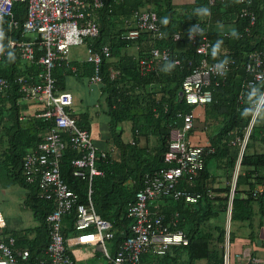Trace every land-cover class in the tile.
I'll list each match as a JSON object with an SVG mask.
<instances>
[{
    "label": "trees",
    "instance_id": "16d2710c",
    "mask_svg": "<svg viewBox=\"0 0 264 264\" xmlns=\"http://www.w3.org/2000/svg\"><path fill=\"white\" fill-rule=\"evenodd\" d=\"M102 1V6L98 8L90 3L85 5V10L97 23L99 33L96 37H87L84 43L95 49L104 44L110 48L109 56L103 57L99 65L100 97L109 116L110 144L115 148V154L107 153L96 160V166L103 173L92 179V199L97 213L112 222L114 238L111 240V254L114 255L118 243L131 234V219L127 212L135 201L136 191L143 185L145 174L165 165L163 156L168 148L171 130L183 123L178 113H186L195 107L184 101L180 91L182 80L200 59L195 45L188 38L192 24L198 21L204 31L209 25L206 34L210 41L207 60L213 62L233 57L237 65L231 67L219 86L212 88V100L202 105L203 112L200 115L195 113L196 121L204 122L205 131L207 125L211 128L206 133L207 142L203 144L202 167L197 170L191 183L181 181L177 184V188H185L194 195V200H188L184 195L176 198L163 195L156 199L164 204L155 203V199L150 204L151 211L158 207L164 223L184 232L187 242L171 245L163 253L151 250L142 252L140 258L152 264H223L230 181L239 152V146L231 145L230 141L236 136H243L254 109L253 104L263 91V85L256 84L246 88L239 98L242 83L248 77L242 65L243 55L252 50L264 51V0H253L250 6L255 12L256 21L248 33L244 32L248 19L237 17L242 5L239 0H224L214 5H209L207 0H194L183 11H178L172 0ZM201 7H207L209 14L199 12ZM26 8L27 0L15 1L12 17L5 16L0 21L3 40L0 77L9 81L4 95L11 87L22 94L16 81L18 75H25L31 81H41L37 75L42 70L38 62L42 49L35 44V55L32 61H27L21 57L16 46L8 44L9 39H26L21 25ZM141 9L156 12L162 30L160 37L149 30L140 31L134 39L125 37L135 24L134 11ZM13 20L17 26L10 25ZM217 22L233 23L234 30L225 34L216 28ZM174 32L180 33V39L172 38ZM218 40L221 44L214 56L213 45ZM153 47L168 49L170 59L155 60L151 69L141 73L139 58L146 56ZM176 57L180 64L174 63ZM111 70L115 72L113 76ZM65 73L89 80L94 73V64L85 59L56 62L52 70L53 92L66 90ZM253 89H257L254 96L250 95ZM38 103L39 113L43 109L41 102ZM69 114L76 119L79 127L88 128L84 116L77 118L70 110ZM12 117L14 121L7 129L0 125L5 135L0 134V137L6 139L3 144L0 142V178L6 177L5 182L18 183L26 188L24 203L30 208L36 223L22 231H10V234L15 238V250H28L27 259L19 262L35 264L46 257L45 249L49 241L46 216L54 208V200L39 197L36 181L28 182L25 179L22 162L24 154L40 140L51 121L34 114L20 123L16 111ZM196 121L190 134L197 128ZM122 123L125 129L117 130ZM123 131L128 133L127 138L123 137ZM78 155L76 149L67 146L60 158V172L68 186L83 199L86 181L74 175L71 164V160ZM212 160L215 161L216 170L210 164ZM154 205L157 207L154 208ZM74 219L73 212L62 217V233L74 231ZM171 220L175 221V225H171ZM228 225L227 239L231 252L234 243L243 246L254 242L264 226V111L253 124L240 159ZM230 256V264H234L235 260ZM246 260L247 264H255L251 256Z\"/></svg>",
    "mask_w": 264,
    "mask_h": 264
},
{
    "label": "built area",
    "instance_id": "2783aa9c",
    "mask_svg": "<svg viewBox=\"0 0 264 264\" xmlns=\"http://www.w3.org/2000/svg\"><path fill=\"white\" fill-rule=\"evenodd\" d=\"M15 1L0 0V21L5 16L12 17V6ZM224 0H207L209 5ZM242 3L237 17L248 19L244 32L248 33L255 24L256 15L250 8L253 0H239ZM90 3L98 8L102 0H27L26 16L22 21V32L34 34L33 39H9L8 44L16 46L20 55L27 61H32L37 44L42 49L38 62L42 66L38 76L41 81H31L25 75H18L16 81L18 90L26 98L41 102L42 111L38 116L50 119L51 125L44 132L34 147L30 148L23 156L22 171L26 181H36L38 195L54 200V208L47 214L46 221L49 227V241L45 252V259H40L35 264H73L70 249L73 246L93 244L102 248L108 258L107 264H152L141 261L142 252L153 251L163 253L171 245H182L187 242V237L181 229H172L164 223L163 215L158 211L150 210L152 201L163 195H172L174 198L184 195L188 200H194L185 188H177L181 181L191 183L197 170L202 167L201 153L203 144L190 139V131L194 126L195 114L193 109L178 116L183 123L171 130L168 148L164 153L165 165L146 173L143 185L135 193V201L130 205L127 215L130 217L129 230L131 234L122 239L113 255L109 251L106 241L114 238L112 222L101 217L93 204L92 179L103 172L96 166L99 157L107 153L115 154V148L109 144L106 148H99L93 141L90 130L77 125L76 119L69 114L73 102V95L68 90L53 92L54 78L52 70L56 62L68 60L71 47L82 45L85 48V60L93 62L94 73L89 77V82L101 83L99 65L103 57H108L110 48L104 44L98 48L86 45L87 37H96L99 33L97 23L91 17L85 5ZM135 24L126 32L125 37L134 39L140 31L149 30L154 35H162L161 25L156 12L151 10H135L133 13ZM237 19V18H236ZM235 21V19H234ZM233 24V23H232ZM10 25L17 26L15 20ZM207 25L204 31L200 22L192 24L188 33L189 40L195 45V52L200 56L189 74L181 83L180 95L189 105L202 106L212 100V88L219 86L226 78L232 66L237 65L233 57L227 58L223 68L217 69L219 61L209 62L206 58L210 41L207 37ZM230 32V31H229ZM228 32V33H229ZM225 33V34H228ZM174 40L180 39V33L174 32ZM3 51L2 29L0 27V53ZM170 52L166 48L153 47L150 52L139 58V70L146 73L151 69L155 60H169ZM175 64H180L179 58H174ZM242 65L248 77L243 81L239 98L244 90L256 84L263 85L264 92V51L252 50L243 55ZM115 72L111 70V76ZM9 87V81L0 77V97ZM254 109L242 137L236 136L230 143L238 145V158L235 163L229 200L231 203L235 188L236 176L240 167V159L248 141L253 124L257 121L261 111ZM67 146L76 149L79 155L71 160L74 175L84 179L87 184L83 199L72 190L61 176L60 158ZM227 213L226 241L223 254V264H230L232 255L228 244L229 213ZM74 213V231L69 234L62 233V217ZM172 221V220H171ZM171 223V222H170ZM5 220L0 210V264H21L19 260H26L27 249L15 250V238L5 230ZM171 225H175L173 220Z\"/></svg>",
    "mask_w": 264,
    "mask_h": 264
},
{
    "label": "crops",
    "instance_id": "0c3cea01",
    "mask_svg": "<svg viewBox=\"0 0 264 264\" xmlns=\"http://www.w3.org/2000/svg\"><path fill=\"white\" fill-rule=\"evenodd\" d=\"M194 0H172L171 3H173L176 6V9L178 11H183L186 8H188L190 5H192ZM216 28L219 31H224V33H228L229 31L234 30V24L229 23L225 24L222 22H217ZM35 35L30 33H23V37L26 39H33ZM133 50V49H131ZM135 53V52H133ZM84 60L85 59V48L82 45L73 46L70 49V52L68 54V60ZM25 61V60H24ZM25 63H28L27 61ZM23 63V64H25ZM72 69H74L72 67ZM39 69H36V72H38ZM32 74V73H31ZM38 77V75H37ZM87 84L90 88L91 94H93V99L90 100L89 104L87 101H84L82 94H85V88L83 84ZM64 85L65 89L70 91L73 95V103L71 105V112L74 113V115L77 118L83 117L85 122L88 123V130H90L91 135L93 137V141L99 148H106L110 144V131H109V116L105 112V107L103 104V98L100 97V84H94L89 82L88 80H84L83 77L78 76L76 74H64ZM8 93H6L1 98V110H0V125H4V130L7 129V126L12 124L13 117L12 113L14 115V112L19 115V122L23 123L25 119L31 117L34 114L38 115V110L40 107V104L33 100L24 97L22 94H20L18 91L13 90V87L8 89ZM75 103V104H74ZM77 103V104H76ZM194 114L200 115L203 112L202 106H196L193 108ZM197 119H195L196 121ZM201 120V117H200ZM198 122V121H197ZM6 127V128H5ZM4 130H0V134L4 135ZM196 128L193 133L190 134V139L192 141L198 142V143H205L207 142V136L205 131ZM7 136V133H5ZM5 136V135H4ZM3 137H0V142L2 144L6 141V139ZM200 141V142H199ZM6 224V222H5ZM15 226V224L13 223ZM35 225V223L33 224ZM32 225V226H33ZM6 226V225H5ZM7 227V226H6ZM5 227V230L7 233H10ZM18 228V227H17ZM11 229H15L14 227H11ZM24 228L19 227V231ZM12 231V230H10ZM87 245V244H85ZM85 245H77V246H85ZM90 245L91 249L94 250L96 247H99L98 245L88 244ZM73 246L70 249V254L72 256V259L75 263V260L77 259L78 264H82L79 260V258L75 257V255H79L82 253V250L75 249ZM111 252L112 250V241H110V247L108 248ZM232 256L235 261L234 264H247V258L251 256L253 258V262L255 264H264V226L261 229L260 236L252 243H246V245H241L239 243H234L233 249H232ZM84 257V256H83Z\"/></svg>",
    "mask_w": 264,
    "mask_h": 264
},
{
    "label": "rangeland",
    "instance_id": "374dc122",
    "mask_svg": "<svg viewBox=\"0 0 264 264\" xmlns=\"http://www.w3.org/2000/svg\"><path fill=\"white\" fill-rule=\"evenodd\" d=\"M83 86L85 88V94H82V97L84 101H87V103L89 104L94 95L91 94L92 92H90V88L87 84L84 83ZM196 106L198 105H195V107ZM196 125L198 129L205 131L204 122L196 121ZM123 127V123L119 124L117 126V130ZM210 130L211 128L207 125V132L205 131V133H209ZM126 134L128 133L123 131V137L126 136L127 138L128 135ZM214 162L215 161L212 160L210 164L213 170H216ZM218 170L219 168H217V171ZM5 181L6 177H3L2 179L0 178V210L6 222V229L10 232V230H18L20 226L21 228L32 226L34 223H36V220L35 218H33L30 208L24 203L26 188L18 183H9ZM154 202L164 204L160 199H155ZM13 223L15 224V226L13 225ZM11 227H14L15 229H11ZM106 244L109 248L110 241H106ZM74 248L82 250V253H80L79 255L74 254L75 257L81 259L79 261L82 264H106L108 262V258L104 255V252L100 247H96V249L92 250L93 248L91 249L90 245L87 244L85 246H76ZM75 263L78 264L77 259L75 260Z\"/></svg>",
    "mask_w": 264,
    "mask_h": 264
},
{
    "label": "clouds",
    "instance_id": "9594fccd",
    "mask_svg": "<svg viewBox=\"0 0 264 264\" xmlns=\"http://www.w3.org/2000/svg\"><path fill=\"white\" fill-rule=\"evenodd\" d=\"M199 12H202L204 14H209V9L207 7H201L198 9ZM221 44V41H217L215 45H213V51L212 54L215 56L217 54V49H219ZM227 63V57L224 58V60H221L217 63L216 67L217 69L223 68V66ZM257 89H253L250 95H256ZM257 107V111H264V92H261L260 95L256 98L255 101Z\"/></svg>",
    "mask_w": 264,
    "mask_h": 264
}]
</instances>
